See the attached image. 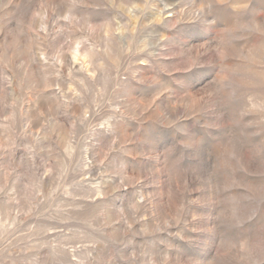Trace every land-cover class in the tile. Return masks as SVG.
<instances>
[{
    "label": "rangeland",
    "instance_id": "1",
    "mask_svg": "<svg viewBox=\"0 0 264 264\" xmlns=\"http://www.w3.org/2000/svg\"><path fill=\"white\" fill-rule=\"evenodd\" d=\"M0 264H264V0H0Z\"/></svg>",
    "mask_w": 264,
    "mask_h": 264
}]
</instances>
